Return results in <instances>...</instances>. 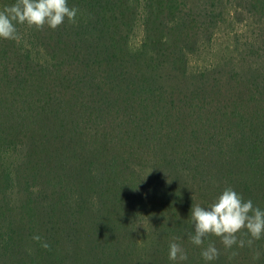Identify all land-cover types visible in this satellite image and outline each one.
Masks as SVG:
<instances>
[{"label": "trees", "instance_id": "1", "mask_svg": "<svg viewBox=\"0 0 264 264\" xmlns=\"http://www.w3.org/2000/svg\"><path fill=\"white\" fill-rule=\"evenodd\" d=\"M68 5L74 22L0 39V264H173V241L184 264H205L210 242L211 264H264V237L188 238L191 204L225 187L264 208V0ZM230 21L247 35L239 54L189 72Z\"/></svg>", "mask_w": 264, "mask_h": 264}, {"label": "clouds", "instance_id": "2", "mask_svg": "<svg viewBox=\"0 0 264 264\" xmlns=\"http://www.w3.org/2000/svg\"><path fill=\"white\" fill-rule=\"evenodd\" d=\"M77 11L76 7H69L68 0H15L0 9V39H18L17 25L20 24L38 30L45 25L56 29L65 20L74 22ZM190 214L193 231L188 238L195 246L204 245L210 235L218 237L225 250L234 245L242 248L246 243L251 246L253 240L264 237V208L254 206L251 199H244L231 186L225 187L207 206L191 204ZM244 235L250 238L247 241L238 239ZM33 239L41 241L39 235ZM41 246L49 247L45 241H41ZM200 254L205 264H211L219 257L220 251L210 242L201 248ZM168 259L173 264H184L188 255L181 244L173 241L168 245Z\"/></svg>", "mask_w": 264, "mask_h": 264}, {"label": "rangeland", "instance_id": "3", "mask_svg": "<svg viewBox=\"0 0 264 264\" xmlns=\"http://www.w3.org/2000/svg\"><path fill=\"white\" fill-rule=\"evenodd\" d=\"M245 31L241 25L236 22H229L228 24L222 25L220 30L217 32L214 40L210 43L205 44L199 53L195 54L189 59L188 69L189 72H196L197 70L208 68L209 66L218 65L225 59L231 58L232 56L239 54L238 50H241L245 44ZM142 37V30L140 26H136L130 37V47L137 48ZM16 157L13 156L11 161ZM18 162L22 161L23 155H18ZM146 179L149 180L151 174L146 173ZM136 241L139 244V251L145 255L150 250L149 244L151 241L150 233L145 229L144 226H138L135 230Z\"/></svg>", "mask_w": 264, "mask_h": 264}]
</instances>
